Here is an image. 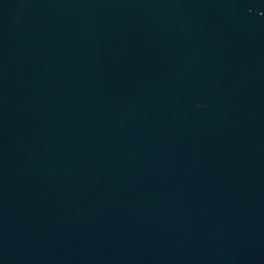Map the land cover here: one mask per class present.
Instances as JSON below:
<instances>
[{
	"label": "water",
	"instance_id": "obj_1",
	"mask_svg": "<svg viewBox=\"0 0 264 264\" xmlns=\"http://www.w3.org/2000/svg\"><path fill=\"white\" fill-rule=\"evenodd\" d=\"M0 264H264V0H0Z\"/></svg>",
	"mask_w": 264,
	"mask_h": 264
}]
</instances>
